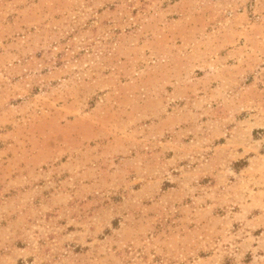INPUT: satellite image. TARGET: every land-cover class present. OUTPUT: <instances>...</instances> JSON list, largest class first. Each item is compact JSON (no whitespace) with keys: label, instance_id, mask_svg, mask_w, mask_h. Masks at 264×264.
Masks as SVG:
<instances>
[{"label":"rangeland","instance_id":"1","mask_svg":"<svg viewBox=\"0 0 264 264\" xmlns=\"http://www.w3.org/2000/svg\"><path fill=\"white\" fill-rule=\"evenodd\" d=\"M0 264H264V0H0Z\"/></svg>","mask_w":264,"mask_h":264}]
</instances>
